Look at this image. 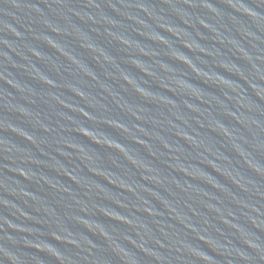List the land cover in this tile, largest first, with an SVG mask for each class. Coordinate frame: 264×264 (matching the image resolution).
<instances>
[{
	"label": "water",
	"instance_id": "95a60500",
	"mask_svg": "<svg viewBox=\"0 0 264 264\" xmlns=\"http://www.w3.org/2000/svg\"><path fill=\"white\" fill-rule=\"evenodd\" d=\"M0 264H264V0H0Z\"/></svg>",
	"mask_w": 264,
	"mask_h": 264
}]
</instances>
